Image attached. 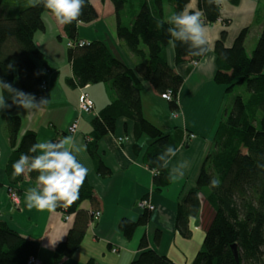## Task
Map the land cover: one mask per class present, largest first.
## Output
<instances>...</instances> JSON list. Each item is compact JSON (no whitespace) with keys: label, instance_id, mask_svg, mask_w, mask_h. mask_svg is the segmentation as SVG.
<instances>
[{"label":"trees","instance_id":"obj_1","mask_svg":"<svg viewBox=\"0 0 264 264\" xmlns=\"http://www.w3.org/2000/svg\"><path fill=\"white\" fill-rule=\"evenodd\" d=\"M115 16V34L139 63L134 69L126 66L113 56L101 41H92L79 47L77 26L79 23L64 25L67 57L72 66L73 76L67 79L72 87L85 88L88 85L103 84L110 101L92 120L91 141L87 152L95 171L100 176L111 174L97 153V142L113 133L120 118L133 122V151L138 155L143 146L142 139L149 141L143 156V164L152 172L155 192L170 184L169 169L158 167L156 160L165 146L178 148L182 143L183 130L175 127L171 133H164L146 120L142 112L141 91L143 84L151 85L161 95L172 92L166 101L171 113H179L177 95L184 77L176 73L168 63L169 47L167 24L160 21L174 12L181 11L191 0H110ZM237 6L240 0H227ZM3 0H0V9ZM168 5L166 14L164 5ZM194 9L202 11V21L213 25L221 17V2L211 5L207 0H197ZM42 6H27L18 9L9 6L0 16V79L14 88L37 98L41 93L42 73L34 59L42 57L33 36L43 28ZM97 13L90 0L83 9L80 24H89L97 19ZM227 24V21H225ZM249 27L243 28L230 46H226V30L220 32L213 43L215 73L213 81L229 94L235 86L242 89L234 97L231 110L219 122L213 139V146L205 155L195 186L182 193L176 206L175 229L185 239L191 237L189 221L198 216L203 204L210 213L205 226V235L200 249L190 264H264V22L255 48L250 57L244 41ZM174 50V65L184 60L199 61L203 57L187 54V46L177 43ZM205 57V56H204ZM12 65L9 68V65ZM7 96L8 94L5 93ZM8 109L0 112L10 140L12 151L5 165L8 188H14L25 177L35 180L37 173H26L13 177L12 164L21 153H28L29 147L37 142L34 131H26L16 144L20 120L15 115L16 106L8 98ZM69 134H59L50 141H58ZM189 137V136H188ZM219 179V187H211L210 180ZM144 200V199H142ZM84 201L92 204V210L80 208ZM64 215H73L74 220L64 241L53 252V263L73 256L79 249L93 215L99 211V201L86 177L80 188L79 198L70 206L57 207ZM150 210L143 208L135 221L122 218L118 229L127 239L135 230L145 226ZM158 233L155 238H158ZM232 246H235L233 249ZM37 242L27 239L5 225H0V264H26L30 256L36 257ZM86 264H96L91 258ZM130 264H174L166 255L147 247L143 238L139 253Z\"/></svg>","mask_w":264,"mask_h":264},{"label":"crops","instance_id":"obj_2","mask_svg":"<svg viewBox=\"0 0 264 264\" xmlns=\"http://www.w3.org/2000/svg\"><path fill=\"white\" fill-rule=\"evenodd\" d=\"M19 1L26 3L29 0ZM14 2L13 5H10L11 2L7 5L15 6ZM90 2L98 17L89 24L79 23L77 38L89 42H103L113 56L134 69L139 63L138 58L116 37L114 9L110 0H90ZM220 2L222 5L220 18L224 25L217 23L207 26L209 52L199 60L197 66L193 67L189 60H184L175 66L174 50L170 46L167 49L169 65L184 77L177 95L179 108L177 117H171L166 101L153 91L151 85L143 84L141 104L144 118L164 133H171L175 127L183 130L182 143L177 148V156L168 166L169 172L176 161L181 159L190 161V167L185 171L183 178L171 180L170 184L160 192L154 191L152 172L142 162L149 141L143 138L142 150L135 155L133 122L130 120L120 118L116 122L114 132L103 136L97 142L100 160L111 174L103 177L96 173L86 144L91 141L92 120L109 103V94L103 84L76 88L67 83V79L72 78L73 72L67 57L64 25H56L53 21L52 26L46 28L41 15L43 28L35 32L33 40L42 57L34 59V63L46 82L47 89L42 99L47 100L48 103L41 110H33L30 114L16 107L15 115L20 120L15 138L16 144L29 130L36 133L37 141L52 140L59 134H67V128L77 118V130L71 136L85 146L77 158L89 170L87 179L99 201L101 213L95 226L89 225L79 249L73 256L62 259L59 264H86L91 258L96 264H130L139 253V244L143 238L146 239L149 249L166 255L174 264L192 262L201 247L198 237L194 240L196 232L205 230L208 222V220L204 222L203 219V210L206 206L203 204L198 216L190 219L191 237L188 239L182 238L175 229L176 206L181 194L195 186L202 161L213 146L216 128L222 119L220 110L227 94L224 92V87L213 81L215 73L213 43L220 32L226 30L225 44L230 46L245 27H249V32L244 43L252 32L259 38L264 21L263 17L255 26L256 30H252L251 22L255 21L257 16L259 0H240L237 6H231L227 0ZM190 3H193L194 8L197 6V0H191ZM81 93H86L92 101L91 113L80 112L78 98ZM39 101L36 100L37 103ZM190 134L194 137L189 138ZM119 138L123 141L119 142ZM11 151L5 123L0 116V225H5L23 237L37 242L39 249L36 257L40 264H54L53 252L56 246L65 240L74 216L70 215L69 220H65L64 214L57 209L40 211L27 208L24 203V193L35 186V180L27 177L14 187L20 203L18 206L13 205L8 197L10 185L4 171ZM142 199L154 208L150 210L148 223L138 227L133 236L127 239L119 231L118 222L122 218L135 221L143 212V208L139 205ZM80 208L91 211L92 204L84 201ZM157 233L159 237L155 238ZM50 241L56 242L53 244Z\"/></svg>","mask_w":264,"mask_h":264},{"label":"clouds","instance_id":"obj_3","mask_svg":"<svg viewBox=\"0 0 264 264\" xmlns=\"http://www.w3.org/2000/svg\"><path fill=\"white\" fill-rule=\"evenodd\" d=\"M87 0H29V6H42V18L46 28L56 25L82 23L80 17ZM211 5H219L220 0H207ZM203 13L194 9L193 3L186 4L179 11L160 21L161 26L167 24L168 44L172 48L177 43L187 46V54L194 57H204L209 52V29L202 21ZM43 35V33H38ZM12 65H9L11 68ZM5 93L8 95L6 96ZM8 98L11 104L24 109L28 114L33 110L39 111L48 101L41 99L36 102L34 95L16 89L12 84L0 79V112L8 109ZM84 145L78 143L74 136L68 135L58 141H37L33 143L28 153H21L13 162V177L26 173H37L35 186L24 193V203L29 209L55 210L57 207H67L79 198L80 188L88 175V168L77 158L84 150ZM177 156V149L171 145L165 146L157 156L158 167L168 168ZM190 167V161L181 159L176 161L169 172V179L179 180ZM219 179L210 180V186L219 187ZM56 241H50L55 243Z\"/></svg>","mask_w":264,"mask_h":264},{"label":"built area","instance_id":"obj_4","mask_svg":"<svg viewBox=\"0 0 264 264\" xmlns=\"http://www.w3.org/2000/svg\"><path fill=\"white\" fill-rule=\"evenodd\" d=\"M220 20L221 18L217 19V23H220ZM215 22V23H216ZM221 23L222 25H224L223 21L221 20ZM89 41H86V40H82V39H79L77 44L79 47H82L84 45H88ZM73 43H71L70 41H67L66 43V47H70L72 46ZM199 63V61H190V64L195 67L197 66ZM46 89H47V85H46V82L45 80L42 81L41 83V86H40V95L36 98V100H41L43 97H44V94L46 92ZM161 99H163L164 101H170L171 100V97H172V92L170 90L166 91L165 93H162L161 95H159ZM78 106H79V110L81 113H91L92 110H93V103L92 101L90 100V98L88 97V95L86 93H81L79 95V98H78ZM177 113H172V118H176L177 117ZM77 125H78V119H74L72 121V123L70 124V126L67 128V133L69 135H72L76 132L77 130ZM189 138H193L194 135L193 134H190L188 135ZM119 142H122L123 139H118ZM8 197L10 199V201L13 203V205L15 206H18L19 203H20V200H19V195L17 193V190L15 188H8ZM139 205L140 207L142 208H148L149 210H153V206L150 205L146 200H141L139 202ZM101 213L100 211H96L93 215V221H91L90 223V226L91 227H94L95 226V223L96 221L99 219ZM65 217V220H69L70 218V215H64ZM115 252V250L113 251ZM26 264H40V261L37 259V257H34V256H30L26 262Z\"/></svg>","mask_w":264,"mask_h":264},{"label":"rangeland","instance_id":"obj_5","mask_svg":"<svg viewBox=\"0 0 264 264\" xmlns=\"http://www.w3.org/2000/svg\"><path fill=\"white\" fill-rule=\"evenodd\" d=\"M15 0H3V4H2V7L0 9V16H2L4 14V11L7 7H9V5H7L9 2H11L10 5H13L12 2H14ZM195 1V0H194ZM29 4V1L28 2H20L19 0H16L14 2V5L18 8V9H22V8H25L27 7V5ZM29 6V5H28ZM164 8H165V12L166 14L168 13V9H169V6L168 5H164ZM264 17V0H259V3H258V10H257V16L255 18V21L251 22L252 24V30H256V25L259 24V21L261 22L262 18ZM264 22V21H263ZM216 23H214L213 25H216ZM219 25L222 24L221 23V20H220V23H218ZM253 30V31H254ZM257 40H258V37L256 34H254V32L251 33V35L249 36V38H247V41L246 43H244V47H245V50H246V53L247 55L250 57V54L252 52V50L255 48L256 46V43H257ZM67 43V40L65 38V44ZM139 61V60H138ZM242 88L239 87V86H235L234 89L232 90V92H230L229 94L226 95V99L224 100L223 104H222V108H221V116L223 119L226 118V114L225 112H230L231 110V103L234 99V97L240 92ZM220 116V114H219ZM209 216H210V213L208 212V209H205L203 210V219H204V222H206L208 219H209ZM199 229V228H198ZM204 235H205V231L203 229L199 230L196 232V236L194 238L199 239V241L203 242V239H204ZM199 243V242H198ZM201 246V245H200ZM200 249V248H199Z\"/></svg>","mask_w":264,"mask_h":264},{"label":"water","instance_id":"obj_6","mask_svg":"<svg viewBox=\"0 0 264 264\" xmlns=\"http://www.w3.org/2000/svg\"><path fill=\"white\" fill-rule=\"evenodd\" d=\"M233 247V249L235 248V246H232Z\"/></svg>","mask_w":264,"mask_h":264}]
</instances>
